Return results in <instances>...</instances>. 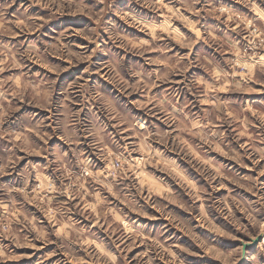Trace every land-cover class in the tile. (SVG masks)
Returning <instances> with one entry per match:
<instances>
[{
	"label": "clouds",
	"instance_id": "obj_1",
	"mask_svg": "<svg viewBox=\"0 0 264 264\" xmlns=\"http://www.w3.org/2000/svg\"><path fill=\"white\" fill-rule=\"evenodd\" d=\"M0 264H264V0H0Z\"/></svg>",
	"mask_w": 264,
	"mask_h": 264
}]
</instances>
